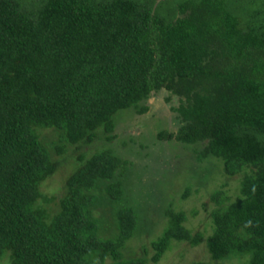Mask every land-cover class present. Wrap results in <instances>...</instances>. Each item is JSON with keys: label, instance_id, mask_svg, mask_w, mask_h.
<instances>
[{"label": "trees", "instance_id": "trees-1", "mask_svg": "<svg viewBox=\"0 0 264 264\" xmlns=\"http://www.w3.org/2000/svg\"><path fill=\"white\" fill-rule=\"evenodd\" d=\"M162 91L179 125L156 138L199 146L198 160L240 175L234 197L223 186L210 195V260L264 264V0H0V264H158L172 242L200 244L168 209L152 255L125 258L140 222L124 203L129 161L82 150ZM69 149L54 212L41 185ZM105 202L113 236L94 215Z\"/></svg>", "mask_w": 264, "mask_h": 264}, {"label": "rangeland", "instance_id": "rangeland-1", "mask_svg": "<svg viewBox=\"0 0 264 264\" xmlns=\"http://www.w3.org/2000/svg\"><path fill=\"white\" fill-rule=\"evenodd\" d=\"M159 1V0H158ZM167 94L162 91L151 96L144 104L148 111L137 114L121 111L115 119V129L111 141L102 136L92 145L84 147L88 153L99 148H109L127 162V171L120 178L125 188V202L134 206L140 214L137 232L128 240L123 249L125 258L142 255L146 246L149 258L152 255L149 244L158 239L168 226L165 211L172 209L186 214L184 225L194 233H202V241L197 246L187 242H172L158 264H237L236 260L215 263L210 260L204 245L205 238L211 233L210 212L215 207L210 195L214 189L223 186L228 195L234 197L240 175L221 176L219 163L214 159L198 160L195 145H183L172 141H160L156 134L163 129L176 131L178 121L171 106L176 98L168 103ZM176 106V105H175ZM40 139L52 150L56 135L51 130H43ZM67 162L63 168L41 185L43 195L52 198L48 207L57 210L58 199L62 195L63 181L73 164L72 149L67 151ZM187 191L186 199L182 194ZM103 202V201H100ZM128 205V206H129ZM192 211H196L192 214ZM94 215L101 218L102 231L113 236L116 233L114 207L97 204ZM151 264V263H148Z\"/></svg>", "mask_w": 264, "mask_h": 264}]
</instances>
